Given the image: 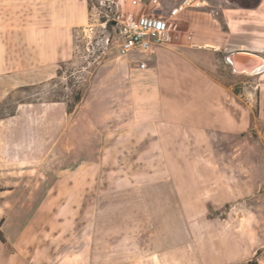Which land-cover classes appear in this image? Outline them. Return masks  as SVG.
Masks as SVG:
<instances>
[{
  "label": "rangeland",
  "instance_id": "1",
  "mask_svg": "<svg viewBox=\"0 0 264 264\" xmlns=\"http://www.w3.org/2000/svg\"><path fill=\"white\" fill-rule=\"evenodd\" d=\"M101 1L87 0L91 20L75 30L70 60L45 70H0V114L15 111L0 119V264H177L155 254L186 234L173 198L162 197L168 186L137 189L149 198L122 194V187L98 196L111 188L98 187L94 167L91 177L84 170L71 173L95 161L103 134L119 131L137 114L167 120L157 124L164 139L155 153L164 156L188 205L198 213L207 207L192 222L220 225L217 246L230 260L234 254L243 258L237 224L264 226L261 73L235 74L225 62L232 43L222 7H251L258 0H208L203 9L188 11L180 28L192 39L182 37L169 51L204 52L198 59L165 62L155 59L164 49L119 56L115 28L102 26ZM116 1L128 8L129 0ZM201 12L209 17H192ZM91 50L101 54L98 62ZM141 61L147 68L138 71ZM76 92L80 100L67 114ZM229 113L237 121L246 114L245 131L207 132L212 120L223 123ZM228 193L244 198L227 202ZM155 225L162 231H152ZM188 255L185 264H195L194 250Z\"/></svg>",
  "mask_w": 264,
  "mask_h": 264
},
{
  "label": "crops",
  "instance_id": "2",
  "mask_svg": "<svg viewBox=\"0 0 264 264\" xmlns=\"http://www.w3.org/2000/svg\"><path fill=\"white\" fill-rule=\"evenodd\" d=\"M206 1L208 6L209 2ZM192 17L206 18L209 15L201 12ZM222 18L227 25V34L232 43L230 52L247 51L264 59V0L256 1L251 7L231 3L223 5ZM90 20L87 0H0V55L3 56L0 70L19 73L38 71L53 68L70 60L73 56L75 30L89 25ZM177 46L179 45L161 48L153 55L164 49L161 53L163 58L158 54L155 59L165 62L173 61L176 57L182 60H187L186 57L198 59L204 52L200 48H187L175 53L169 51L170 48ZM207 46L214 48L213 45ZM136 70L141 71L137 68ZM259 79L260 117L263 118L264 125V70ZM219 119L218 117L212 120L211 126L207 129L208 133L237 134L245 131L248 124L246 114L239 115L238 121L230 113L225 122L221 123ZM166 121L165 118L158 116L141 118L140 114H137L131 123L119 131L103 134L100 145L95 149L98 151L95 161L88 160L82 165L74 166L71 173L84 170L85 174L88 173L91 177L94 167L98 187L106 188L108 183L111 188L109 191H99L98 196L105 192L117 193L122 187L125 188L122 194L139 196L142 194L143 198H149L145 192L137 189L168 186L169 192L162 197L173 198L176 211L182 216L183 231L186 234L179 242L168 243L162 251L155 253L159 260L165 258L177 264H185L190 262L189 251L194 250L192 258L195 264H263V223L259 224L258 228L246 221L242 223L241 228L237 224L239 231L237 251L242 253L243 258L234 254L230 260L229 253L228 258L224 256V249L217 246V242L214 241L215 238H219L220 225L212 220H205L201 224L192 222L193 219H197L195 215L204 216L207 207L200 209L198 213L196 208L188 205V196L171 177L164 156L159 158L155 153L156 149L163 150L161 144L164 139V134L157 124L167 125ZM108 175H111V182H108ZM155 198L161 196L156 194ZM237 198L244 197H230L229 193L227 194V202ZM161 229L158 225L152 226L154 232L162 231ZM253 229L257 232L255 238ZM175 253L176 255L171 258ZM254 256L255 262L249 263ZM159 260L155 259V262Z\"/></svg>",
  "mask_w": 264,
  "mask_h": 264
},
{
  "label": "built area",
  "instance_id": "3",
  "mask_svg": "<svg viewBox=\"0 0 264 264\" xmlns=\"http://www.w3.org/2000/svg\"><path fill=\"white\" fill-rule=\"evenodd\" d=\"M102 26L112 25L117 33L119 56L131 53L153 55L161 48L177 45L180 40H191L180 28V18L188 11H197L207 5L206 0H129L123 9L119 1L104 0ZM89 31L91 26H88ZM109 41L106 38L105 43ZM93 49V48H92ZM93 53L92 62H98L101 54ZM145 70L147 63L141 61L136 67Z\"/></svg>",
  "mask_w": 264,
  "mask_h": 264
},
{
  "label": "water",
  "instance_id": "4",
  "mask_svg": "<svg viewBox=\"0 0 264 264\" xmlns=\"http://www.w3.org/2000/svg\"><path fill=\"white\" fill-rule=\"evenodd\" d=\"M224 60L235 74H260L264 70V59L247 51L230 52Z\"/></svg>",
  "mask_w": 264,
  "mask_h": 264
},
{
  "label": "trees",
  "instance_id": "5",
  "mask_svg": "<svg viewBox=\"0 0 264 264\" xmlns=\"http://www.w3.org/2000/svg\"><path fill=\"white\" fill-rule=\"evenodd\" d=\"M243 1L244 2H248V0H243ZM79 100H80V93L76 92L75 96L73 98V101L72 102H67V104H66V112H67V114L71 113L74 110L75 105L79 102ZM54 101L55 102H59V100H54ZM14 113H15V111L11 110L8 113L0 114V119L1 118H5V117L13 116Z\"/></svg>",
  "mask_w": 264,
  "mask_h": 264
},
{
  "label": "flooded vegetation",
  "instance_id": "6",
  "mask_svg": "<svg viewBox=\"0 0 264 264\" xmlns=\"http://www.w3.org/2000/svg\"><path fill=\"white\" fill-rule=\"evenodd\" d=\"M235 2L238 1V0H234Z\"/></svg>",
  "mask_w": 264,
  "mask_h": 264
},
{
  "label": "bare ground",
  "instance_id": "7",
  "mask_svg": "<svg viewBox=\"0 0 264 264\" xmlns=\"http://www.w3.org/2000/svg\"><path fill=\"white\" fill-rule=\"evenodd\" d=\"M207 46V45H206Z\"/></svg>",
  "mask_w": 264,
  "mask_h": 264
}]
</instances>
